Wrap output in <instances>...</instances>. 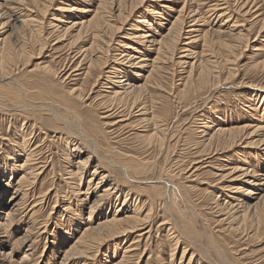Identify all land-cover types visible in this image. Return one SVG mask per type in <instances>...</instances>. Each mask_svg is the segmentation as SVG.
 Returning a JSON list of instances; mask_svg holds the SVG:
<instances>
[{"label":"bare ground","instance_id":"bare-ground-1","mask_svg":"<svg viewBox=\"0 0 264 264\" xmlns=\"http://www.w3.org/2000/svg\"><path fill=\"white\" fill-rule=\"evenodd\" d=\"M54 1L0 0V110L19 114L17 118H22L24 131L18 141L11 140L12 147L10 151H5L3 163L0 165V264H24L25 261L32 260L37 250L34 245L41 236L46 241L51 236L53 248L59 250V253L57 250L52 252L47 264H50V257L52 264H95L94 259L99 254L102 256L101 260L105 259L107 264H140L146 255V264H154L159 248L156 245L152 247L153 243L149 242L155 229L154 220L159 213H163L164 220L156 228L167 231L166 238L172 244V254H169L172 259L168 263L182 250L179 264H263V254L249 257L248 249L244 246L242 248V245L237 246L242 240L239 236L246 229H251L250 235L253 234L254 238L264 236L263 165L262 172L243 165L241 159L238 164H233L231 158L226 161L235 166L227 169L230 170L229 173L220 175V178H232V182L239 183L233 188L230 186L233 190L227 187L222 189L234 194L226 195V199L230 201L227 206L218 205L228 221L227 228H224L215 225L198 211L196 203L189 195V188L178 184L179 180H174L177 177L163 180L162 167L159 170L156 163L148 159L144 162L140 154L136 153L138 151H133V146L126 147L122 141L110 143L111 134L116 135L115 139H120V132L130 130L131 133L137 132L130 135L139 138L145 148L155 149L159 146L163 151L167 148L169 134L174 136L169 127L177 123V129L180 121L178 118L174 121L170 115L167 116V98L158 94L160 97L156 99L152 94L162 91V72L169 64H178L183 67V71L187 70L186 81L182 80V86L179 84L178 89L175 88L168 95L173 98L168 100H172L171 103L178 106L179 111L187 110L190 99L195 100L203 90L226 87L231 76L234 77L235 74L230 71L228 77H223V72L218 67L220 64L216 49L233 50L237 46L234 42L238 41L226 37L233 36L232 31L241 26L237 20L229 31L222 30L224 20L216 30H203L198 26L204 23L206 14H209L208 18L216 15L218 19L226 18L231 21L232 11L227 0H64L62 5L65 6L59 7L57 11L69 14L67 20H61L56 15L50 23L52 26L55 25L53 21L63 23L61 27L59 24L54 26L59 27L56 41L59 40V44L67 42V46L77 52L76 56L82 58L80 69L76 68L73 72L78 71L75 76L81 81L84 78L85 81L79 87L73 85L66 89L61 88L62 93H57L55 89L59 74L50 65L40 64L36 65L37 68L29 69L21 64L30 55L27 51L30 40L38 39L39 52L45 50L47 42L41 40L40 34V30L44 29H41V18L48 14ZM232 1L236 8L243 9L245 16H249L255 8L256 11L251 16H255V20H259L264 27V0L243 1L242 6L237 4L239 0ZM172 2H181L182 8L177 12V17L168 22L167 11L174 10L167 5H172ZM30 3L33 7L29 8ZM202 4L207 7L206 14L200 12ZM188 18H193V24L186 30ZM129 19H135L136 23L132 26L135 33L130 36L135 41L134 46L125 42L119 43L114 51L120 54L110 60L108 56L112 50L111 44L114 43L113 37L119 34ZM17 22L21 23L20 30L30 38H22L13 44L14 31L18 30V27H14ZM11 24L13 27L9 30H13L9 35H6L8 31H1ZM155 24L156 28L169 27L164 29L165 33L160 34L153 27ZM243 31L245 30L236 33L239 38L245 36ZM156 33L159 35H155ZM184 35L189 36H186L187 41L183 42V47L179 48ZM263 42L264 40L254 49L255 52H262ZM142 50L154 52L156 57L151 60ZM191 57L196 65L188 61ZM256 66L264 67V60L257 62ZM63 76L58 79L62 80ZM69 76L73 77L72 74ZM101 78L108 81L109 84L106 85L109 90L106 91L107 94L100 96L98 106L102 113L99 114L100 125H97L88 115V110H84L92 104L87 105L89 98L85 99V90L92 91ZM68 79L70 78L66 77L63 81ZM251 88L259 90L264 98V88ZM253 98L250 95L248 101L255 103ZM240 105L241 111L246 112L249 117L259 110L244 102H240ZM201 118L206 129L198 133L199 139H207L208 144L219 147L220 151L241 148L244 144L242 155L250 153L247 149L264 151L262 123L218 127L214 132L207 133L212 129L208 124L226 126L233 125L234 122L210 116ZM48 127L62 128L63 133L52 137L48 133ZM29 129L30 136L26 134ZM40 136L43 143L47 140L52 143V138L64 141L66 149L62 152V168L57 165L53 154L49 155V160L46 158L44 161L37 157L39 147L32 145V140ZM7 140L9 139H5ZM213 162L214 160L193 163L191 170L185 172V175L192 170L198 173L204 164L210 165ZM47 176H51V179L58 178L57 187L56 184L46 185ZM187 178H192V175ZM52 182L54 183V179ZM63 186L66 187L65 190ZM244 186L248 188L244 190ZM11 190L13 194L7 200L5 196ZM52 197L56 198V204L59 200H63L65 204L60 210L62 213L57 221L59 224L54 228L48 222L50 215L45 217L40 213L42 204L52 200ZM176 204L186 206V212H178L179 207L176 210ZM84 209L88 210V218L79 220ZM24 225L25 234L15 237ZM7 242H12V249L5 252L3 248ZM28 242L31 244L28 245ZM111 244L117 246L112 255L105 249ZM17 250L23 251L22 257H19Z\"/></svg>","mask_w":264,"mask_h":264},{"label":"rangeland","instance_id":"rangeland-1","mask_svg":"<svg viewBox=\"0 0 264 264\" xmlns=\"http://www.w3.org/2000/svg\"><path fill=\"white\" fill-rule=\"evenodd\" d=\"M243 1L244 2H246V1L250 2L249 0H239V3H237V2L236 3L240 4L242 6ZM227 2H228V6L230 7V9L232 11L231 21H227L226 18L225 19H218V18H216V15L211 17V18H208L209 14L205 13L207 10L206 5H204L205 3H207V1H205L204 4L200 5V10H201L200 12L206 14L205 15V21H204V23L203 22L200 23L198 26L200 29H203V30H209L211 28L216 30L218 28V26L220 24H222L221 21H223V20H224L223 26H222L223 31L224 30L229 31L231 28V25H233L234 24L233 22L236 20L238 21L239 25L241 26L240 28H237L238 30H236V31L233 29L234 32L232 31V34H234L235 36L234 35L233 36L228 35L226 37L228 39H233V40L238 41L239 44L234 42L237 46L233 50L226 51L224 48L223 49L222 48L216 49L217 58H218L217 60L220 64L218 67L222 70V72H223L222 75H224L223 77H228L230 71H234V74H235L234 77L231 76L230 81L226 84L227 88L225 86H219L215 90H210V91L203 90L199 95H197L199 97V99L196 96H192V98L196 97V99L195 100L190 99V102H189L190 106L187 108V110H185V111L180 110L179 111L178 110L179 107L174 105V103H171L172 100H168V98L173 99L172 97L170 98L168 95H171L172 91H175L174 90L175 88L178 89L179 84H180V86H182V80L186 81V79L188 78L187 74H186L187 70L183 71L182 70L183 67H179L181 65L174 64V63H173L174 65L169 64L167 66L168 68L166 67L167 69H165V71L162 72V74L165 75V76L162 75V80H163L162 81L163 88L161 89L162 91H157V93L155 92L156 94H154V93L152 94L153 98H156V99L160 97L159 96L160 94L163 95V98H165V99L167 98L166 101L169 103V105H168L169 113L167 114V116L170 115L171 119H174V121L176 118H178V120L180 121V123H179L180 126L177 129L175 128L177 123H173V125H171L169 127L170 132H172L174 136L172 137V135L169 134L168 140H166L167 141V148L164 149V151L159 146L156 147L155 149H153L152 147L145 148L143 142H141V140H139V138L132 137L133 135H130L132 133L134 134V132H136V131H133L131 133L130 130H125L122 133L120 132L118 134V136H119L118 138H120V139H115L116 135L111 134V139H110L111 142L109 141L110 143H113L114 141L115 142L122 141V143L125 144L126 147L132 148V146H133L134 147L133 151H135V152L138 151L136 153L140 154V157L144 159V162L148 159V160H150V162H153V163L155 162L156 164L155 163L154 164L156 165L157 168L159 167L158 168L159 170L162 167L161 170H163V171H161V178L163 180H167L168 178L174 179V177L175 178L177 177L174 180L176 182L179 180L177 182L178 184L181 183L182 186L189 188L188 189V191H190L189 195L191 196L192 201L196 203L198 211H200L202 214H204L205 217L211 219L215 225L224 226V228H227L226 223L228 221H227V218L225 216H223L225 214L221 212L220 208H218L219 207L218 205L227 206V203H229L230 201H229V199H226V195L234 196V194H232L233 193L232 191L226 192L222 189L227 187V189L231 190L239 182L238 181L232 182V178L231 179L227 178V180L225 178L221 179L220 175L228 174L230 170H227V169H231L232 167H234L235 165H233V164H238L239 159H241V161H242L241 163H243V165L248 166L249 168L255 169V170L254 169H250V170L256 171L257 169H259L260 171H262V165L264 166V151L262 152L261 150H258V149H247V151H250V153L247 155L246 154L242 155V147H245V144L241 148L233 147L232 150H229V151L228 150L220 151L219 147H216L215 145L208 144L207 139H205V138H204V140L199 139L200 136L198 133L201 132V130L203 131L206 129L205 127H203L204 124H203V120L201 118L202 116H210L213 118L217 117L223 121L228 120L230 122L235 123V124L233 123V125L232 124H226V126L225 125L213 126L214 124H208L209 126L211 125L212 129L208 130L207 133L214 132L215 129H217L218 127H227V128L232 127V126L233 127H240L243 124L246 125V124H258V123H262L264 126V106H263L264 103L261 105V103L264 102V98L261 95V93L259 92V90H257L256 88H251V87L264 88V67L256 66L257 62L264 60V52H263L264 47H261L262 52L257 53L254 51V49L256 47L261 45L260 42H262L264 40V27L259 20H255L256 19L255 16H251V14L254 13V11H256L255 8L253 9L252 13L249 16H245L242 13L243 9L236 8L234 6V3L232 0H227ZM62 3H64V0H57V1L55 0L53 5L50 7L48 14L44 18H41L42 22H43L41 29H43V27H44L43 30H40V34H42V37L44 38L43 39L41 37V40L47 42L45 50H43L42 53H40L38 50V48H39L38 46L40 43V42H38V39L37 40L32 39L33 41L30 40L31 42L29 43L28 50H27L30 55H28L21 63V64L25 65V67H28L29 69H34L35 67L37 68V66H39L40 64L41 65L47 64V65H50L52 67V69L59 74L60 78L64 75L62 80L58 79L59 77H56V81L58 83H56L57 85L55 84V89H56L57 93H62L63 90H61V88H63V87H64L63 89L69 88L73 85L79 87L85 81L84 78H81L82 79V81H81V80H79L78 77L75 76V75H78V73H79L78 71L73 72L76 68L80 69L79 65L81 67L82 64H80V61L82 58L79 59L78 58L79 56H76L77 52L75 51L74 48L67 46V42H64V44H59V40L56 41V37H57L56 35L58 34V31H59L58 28L61 27L63 23L53 21V23L55 24L54 26H56L57 24L60 25L58 28L52 26L50 23V21H52V18L56 15H57L56 17L60 18L61 20H67L69 14L58 13V11H57V9L59 7L61 8V7L65 6V5H62ZM28 5H29V8L31 6L33 7V4H31V3ZM252 5H253V3L250 5V8ZM167 6H171V8L174 10V11H172V10L167 9L168 10L167 13L169 12L167 19L169 20L168 22H170V21H173L177 17V12H179V10L182 8V4H181V2H175V3L172 2V5H167ZM234 8H236V10ZM189 17H191V16H189ZM135 19H133V20L129 19V21L122 27L119 34H117V35H115V37H113L114 43L111 44L112 50H110V52H109L108 59L113 60L115 55L120 54V52L114 51V49H116V47L117 48L119 47V43L125 42V43L131 44L132 46H134L133 43L135 41H133V39H131L130 36H132L133 33H135L134 29L132 28V26L134 27V25L136 24L134 22ZM192 21H193V18L187 19L186 23H188V25L186 27L187 28L186 30L189 29L188 26L193 24ZM15 24L16 25L14 27H15V29H16V27H18V30L14 31L15 36H14V40H12V43L14 44V43H16V41H19V40L21 41L22 38L24 40H26V39L29 40L30 37L25 35L24 31L20 30L21 23L17 22ZM10 27H13V24H11V26H9V27L1 30V31L2 32L8 31L6 33V35H9L10 31L13 30V29L9 30ZM153 27L156 28V24ZM168 27L169 26H163L160 28H156V31L158 33L162 34V33H165L164 29L168 28ZM239 30H245L246 31V32L245 31L242 32L243 35L245 34L244 37L240 36V38H239V35H237L239 33ZM147 31H149V30L147 29ZM153 32L155 33V31H153ZM155 35H159V34L156 33ZM126 36H127V38H126ZM186 36L188 37L189 35H184L181 43L179 44V48L183 47V44L185 43V41H187L185 39ZM136 46L138 47V45H135V47ZM140 47H141V49H143L142 48L143 46H140ZM142 51H143L144 55L148 56V58L151 60L156 57V54L154 52L146 51V50H142ZM227 54H229V55H227ZM137 56L140 57L139 55H137ZM28 57H30L28 60H31L29 62H28V60L26 61V59ZM188 61L190 63H194V65H196L195 60L192 59V57ZM26 62H28V63L26 64ZM109 64H110V62H109ZM253 65H254V67H253ZM65 66H67V67H65ZM83 68H85V66H83ZM25 69H27V68H25ZM177 69H178V71H177ZM232 69H234V70H232ZM70 74L73 75L72 78L69 76ZM66 77L70 78V79H68V80H66V82H64L63 80ZM73 78H75V79H73ZM72 80H79V81H72ZM31 81H33V79H31ZM102 83H104V84H102ZM106 84H109L108 81H106L105 78L104 79L101 78L99 83H97L94 86V88H92V91L89 92L88 89L85 90L86 91L85 93H87V94H85V99L89 98L86 101V103H87V105H90L91 103L92 104L90 105L91 107L85 108L84 110H88V112L91 113V114L88 113V115L93 119L95 124L98 123L97 125H100L99 124V122H100L99 114L101 115V113H102V109L98 106V103L101 101L100 96H102V94L103 95L107 94L108 92H106V91L109 90V89H107L108 85H106ZM258 94H260V95H258ZM250 95L252 97H254L253 99H255V103L248 101V98L250 97ZM192 100H193V102H191ZM240 102H244L246 105H253V107H255L256 109L258 108L259 110L256 113L254 112L255 115L253 114L252 117H249V115L246 114V112L241 111L240 107H242V105H240ZM194 103H195V105H193ZM4 111L5 110H2V111L0 110V114H1L0 115V165H2V163H3L5 153L10 151V149L12 147L13 141L11 142V140L12 139L15 140L14 142L18 141L20 139L19 136L24 133V131H22L23 126L21 125V124H23V121L21 120L22 118H20V117L17 118V115H19V114H17V113L15 114V112H10V111L9 112H4ZM15 117H16V119H15ZM24 129H26V128H24ZM30 131H31V129H29L26 132V134L29 135ZM48 131H49L48 133L52 137H54V135H58V133H63V129L59 128V127H50V128L48 127ZM4 137H5V139H9V140L5 141ZM54 139L55 138H52V143H49L48 140L45 143H43L41 136H40L37 139L35 138L32 140V145H34L37 148L39 147V151L37 153L38 158H40L42 161H44V159H46V158H48V160H49L50 156L53 154L54 160L56 161L57 165L62 168V165H63V163H62L63 162L62 161V159H63L62 158V156H63L62 152H63L64 148L66 149V144L62 140H57V139L54 140ZM255 140H257V138H255ZM204 141H206V142H204ZM111 145L116 146L114 144H111ZM169 146H170V149L168 150ZM47 149H48V151H47ZM262 149H263V147H262ZM41 152L43 155L41 154ZM55 156H57V157H55ZM228 158L232 159L231 161L233 164L231 162H226V161H229ZM207 159H209V160H207ZM210 160H214V162L210 165L207 163L204 165L202 164L203 165L201 168L202 170H200V172H198L199 174L195 173V171L192 170L188 175L187 174L185 175V172H189L191 170V168H192L191 166L193 165V163L200 164V162L205 163L207 161L210 162ZM184 164H186V165H184ZM198 167H199V165H198ZM218 167H220V168H218ZM224 168H226V169H224ZM185 169H187V170H185ZM224 171H226V172H224ZM190 175H192V178H187ZM199 175H200V177H199ZM179 176H180V178H179ZM195 177H197V178H195ZM53 179H54V183L52 182ZM53 179H51V176H50V178L48 176L45 177L46 185L47 184L48 185L53 184L55 186V184H56V187H57L58 178H53ZM191 180H193L194 182H190ZM249 180H254V179L249 178ZM7 182L8 181H6V183ZM247 188H248V186L243 187L244 190H246ZM65 189H66V187L63 186V190H65ZM12 194H13V190L9 191L6 194L5 198L8 200ZM62 201L63 200H59V203L56 204V198L52 197V200L50 199V200H48L42 204L43 208L41 207L40 213L42 215H44L45 217L50 215V220L48 222L50 224H52V228H54L56 225L59 224L57 221L59 219L60 213H62V211H60V210L63 208V205H65ZM177 204L175 205L176 206L175 209L176 210L179 209L180 211L178 210V212H186V206H184V205L180 206V204L179 205H177ZM139 205H141V204L139 203ZM131 209H132V207H131ZM157 211L161 212L162 210H160V211L157 210ZM83 212H84L83 215L80 214L79 220H82V219L86 220V218H88V210L84 209ZM218 213H219V215H218ZM162 214L163 213H159V215L154 220L155 221V229H154V232H152L151 242H149L150 244L153 243V244H151V246L156 245L157 248H159L158 249L159 252L157 253V256H155V259H154V261H155L154 264H156V263L157 264H164V261H165V264H179L180 258L182 255L181 254L182 250H180L176 253L174 260L171 263H168L172 259V257H170V255L172 254V253H170V251L172 249L171 248L172 244L169 241V238L168 237L166 238L167 231H160L156 228L164 220V216H162ZM52 219H53V222H52ZM25 225H26V223H25ZM25 225L23 228H21L19 233L15 235V237L20 236L22 234H25V232H26ZM250 231H251L250 228L246 229V232L244 234H242L241 236H239V239L242 238V240L237 246L242 245V248L245 247L246 249H248L249 257L259 256L262 254L264 255V236L263 237L258 236V238H254V237H252L253 234L250 235ZM61 235H63V234L61 233ZM50 237L51 236H48L47 241H46V239L43 240L44 237L41 236V238L36 241L34 247L37 250H36V254L34 255V258L32 257L31 258L32 260L25 261L24 264H47L46 261L48 260V257L52 255V252L54 250H57L56 248L55 249L53 248V245L51 244L53 239ZM260 238H262V239H260ZM239 241L240 240H238V242ZM8 242L5 244V248H3V251H5V252L11 251V249H12V245H11L12 242H10V243H8ZM27 244L30 245L31 242H28ZM127 245H129V244H127ZM116 247L117 246L115 244H111V245H108L105 249L109 250L110 255H112L115 252ZM168 248H170V249H168ZM143 249H144V247H142V250ZM17 252L19 253V257H22V255L24 254L23 251H20V250H17ZM57 252L59 253V250H57ZM167 252H169V253H167ZM99 256H97L94 259L95 264H107L105 262V259L103 261L101 260L102 256L100 254H99ZM147 258H148V255L145 256V259L143 258V260H141L143 263L140 262V264H146ZM257 258H255V259H257ZM33 259H34V261H33ZM28 261H30V262H28ZM49 261H50V264L53 263L52 257H50ZM186 261L188 262V258ZM201 263H202V261H201ZM263 264H264V261H263Z\"/></svg>","mask_w":264,"mask_h":264}]
</instances>
